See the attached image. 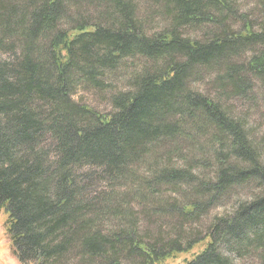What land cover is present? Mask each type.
<instances>
[{
    "label": "trees",
    "instance_id": "trees-1",
    "mask_svg": "<svg viewBox=\"0 0 264 264\" xmlns=\"http://www.w3.org/2000/svg\"><path fill=\"white\" fill-rule=\"evenodd\" d=\"M149 1L162 29L133 0H0V212L22 264H264V165L226 108L264 89V27L233 28L229 0ZM137 57L109 113L74 99ZM209 73L217 93L190 87ZM190 134L212 162L181 157ZM243 185L255 192L201 230Z\"/></svg>",
    "mask_w": 264,
    "mask_h": 264
},
{
    "label": "rangeland",
    "instance_id": "rangeland-1",
    "mask_svg": "<svg viewBox=\"0 0 264 264\" xmlns=\"http://www.w3.org/2000/svg\"><path fill=\"white\" fill-rule=\"evenodd\" d=\"M136 5L137 14L141 19L149 20L145 25V28L149 31L159 30L168 25L167 18L160 15L158 8L152 5L149 0H133ZM236 8L238 17H230L228 23L233 26V28L241 29L246 22L251 24L253 31H259L264 27V0H229ZM92 14V13H90ZM244 16V17H242ZM245 20V21H244ZM210 25H201L198 27H184L182 32L190 37H203L206 34L205 31L208 30ZM211 28V27H210ZM143 59L137 57L134 59H128L124 61L123 68L118 70L114 75L106 79L108 88L95 90L93 88H78L77 92L74 95V99L81 101L88 106L92 107L95 111L101 114H107L111 111V105L108 100V94L110 89L120 88L125 85L123 79L120 78L122 74H127L133 69H136L137 66L142 65ZM125 67V68H124ZM125 70V71H124ZM210 75H205L200 80L191 82L190 87L197 89L204 93L214 95L217 93L215 91V86L212 85L214 79L212 73ZM114 76V79H113ZM259 87L257 84L253 86V93H250V97L239 98L235 95H227L228 97L226 108L228 107L231 111V114L235 115L236 118H239L243 121L245 125V130H248L250 133L249 138L255 143L254 145L260 150V161L264 165V89L256 88ZM208 134V133H207ZM193 142L188 143L187 146H183V154L181 157H186V160L196 159L198 162L201 158H206L205 162L213 161L212 151H209L206 145L208 137L196 138L192 134ZM195 140V141H194ZM195 144V145H194ZM190 145V146H188ZM193 145V146H191ZM190 147H193L190 150ZM180 157L174 156V162L178 165H181ZM145 168L140 164V172L145 173ZM203 170V169H202ZM211 168H206L204 172H211ZM102 185L97 183V187ZM232 191L230 198H226L224 201H220L219 204L214 205L206 211V214H203L199 223L201 224V230H204L205 227L211 223L214 218L219 216H228L231 214L234 209V205L238 199H247L249 196L255 192L254 186L252 185H243L235 187ZM168 220V219H167ZM167 220L164 223L168 222ZM199 226L192 224L186 226V230H198ZM153 229V228H152ZM242 258L234 257L233 264H261V260L256 254L245 253ZM0 264H22L16 257L13 252V247L10 243L9 235L5 230V216L0 212ZM25 264H35V262H29ZM167 264H177V261H169Z\"/></svg>",
    "mask_w": 264,
    "mask_h": 264
}]
</instances>
